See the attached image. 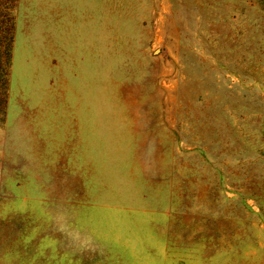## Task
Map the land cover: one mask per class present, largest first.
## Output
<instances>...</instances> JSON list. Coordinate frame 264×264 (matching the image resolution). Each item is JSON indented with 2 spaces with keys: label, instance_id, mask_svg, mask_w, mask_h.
Wrapping results in <instances>:
<instances>
[{
  "label": "rangeland",
  "instance_id": "1",
  "mask_svg": "<svg viewBox=\"0 0 264 264\" xmlns=\"http://www.w3.org/2000/svg\"><path fill=\"white\" fill-rule=\"evenodd\" d=\"M0 264H264V0H0Z\"/></svg>",
  "mask_w": 264,
  "mask_h": 264
}]
</instances>
